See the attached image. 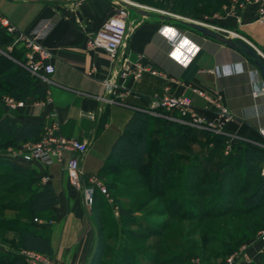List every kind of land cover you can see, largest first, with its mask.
Returning a JSON list of instances; mask_svg holds the SVG:
<instances>
[{"label": "crops", "instance_id": "0c3cea01", "mask_svg": "<svg viewBox=\"0 0 264 264\" xmlns=\"http://www.w3.org/2000/svg\"><path fill=\"white\" fill-rule=\"evenodd\" d=\"M118 2L0 0V9L20 29L41 34L40 41L53 52L50 62L55 67L51 84L29 71L34 84L41 85L45 95H31L12 111L2 103L5 113L18 123H42L43 128L52 118L58 120L62 134L90 144L81 162L85 174L101 176L125 124L134 111L145 112L149 108L152 96L165 91L189 96L198 115L212 116L205 101L192 91L198 88L221 94L234 116L226 125L234 143L242 142L261 152L258 129L264 127V97H254L252 92L262 86L263 80L252 62L236 49L170 20L145 16L146 11L134 6L130 7L134 23L127 41V56L132 61L139 59L163 75L144 72L139 80L131 76L124 78L106 50L87 47L89 37L101 27ZM261 8L264 9V2L259 0H228L219 9L211 10L207 26L242 39L264 56ZM15 48L22 52L23 60L9 51L10 57L23 62L24 51ZM38 98L45 99V105H35L33 100ZM193 149L200 150L198 145H193ZM21 165L36 170L41 183L53 185L60 197V204L53 209V224H40L50 231L53 258L59 264H89L96 248V231L90 222V210L81 192L71 186L66 169L60 165L44 167L40 162ZM0 250L8 252L9 247L3 245Z\"/></svg>", "mask_w": 264, "mask_h": 264}, {"label": "trees", "instance_id": "16d2710c", "mask_svg": "<svg viewBox=\"0 0 264 264\" xmlns=\"http://www.w3.org/2000/svg\"><path fill=\"white\" fill-rule=\"evenodd\" d=\"M180 1L184 9L197 5L202 10H217L228 0ZM169 22L191 29L174 19ZM10 42L12 37L0 30V48L6 50ZM15 49L10 54L23 60L22 52ZM3 94L24 100L31 95L43 96L45 90L34 84L25 67L0 51V98ZM43 129L42 123L21 124L3 113L0 145L18 146L28 139H39ZM193 145L200 150L194 151ZM224 148L222 136L217 138L208 131L134 111L101 171L107 178V187L114 192L118 216L105 195L97 191L89 215L96 231V248L89 264H174L171 248L179 251L180 258L186 252L193 257L200 247L196 243L189 245V241L200 227L182 234L170 224L173 220L194 221L198 226L219 220L245 224L259 213L256 224L263 229L264 151L248 148L242 142L234 143L227 154ZM118 189L133 192L127 196L117 194ZM129 194L138 199L144 195L138 208L151 206L144 216L123 206L122 201ZM59 204L60 197L53 185L41 183L36 170L0 159V210L17 214L14 218L0 217V248L9 247L8 252L0 250V264H28L18 254L21 249L53 258L50 231L41 228L35 218L54 219L53 209ZM208 234V230L202 233L203 253L208 252L210 242L218 243L214 238L217 234ZM242 243L225 244L224 257ZM105 258L110 261L104 263ZM260 263L264 264V255Z\"/></svg>", "mask_w": 264, "mask_h": 264}, {"label": "built area", "instance_id": "2783aa9c", "mask_svg": "<svg viewBox=\"0 0 264 264\" xmlns=\"http://www.w3.org/2000/svg\"><path fill=\"white\" fill-rule=\"evenodd\" d=\"M118 6L107 17L94 35L89 37L87 47L89 49L102 48L110 55L114 65L118 68L119 75L133 77L139 80L144 72L163 75L162 73L144 65L139 59L132 61L126 52L127 41L131 35L134 21L130 17V7L127 2L135 6L129 0H119ZM258 1V0H255ZM264 2V0H259ZM259 20H264V9L259 10ZM215 28V27H213ZM0 30L12 37V43L6 50L0 51L10 56L13 48H21L24 51L23 65L33 75L42 78L44 83L51 84L50 76L55 73V67L50 62L53 52L39 39L40 35L28 33L20 29L0 9ZM175 45L174 42L171 43ZM252 46V45H251ZM260 57L264 61V56ZM192 91L201 97L213 115L210 117L198 115L194 111L191 97L175 95L168 91L151 97L149 108L145 112L153 116H161L165 119L188 125L202 131H208L216 137H224V154L230 152L234 139L228 135L226 125L234 119L233 114L226 106L221 94L204 89L193 88ZM254 97H264V82L262 86L252 92ZM1 100L9 110H15L24 104L23 100L15 96L3 94ZM37 106L45 105L46 100L38 98L33 100ZM52 118V114L48 115ZM60 123L52 118L51 122L44 126L39 139H28L18 146L4 147L0 145V158L19 164H33L40 162L44 167L60 165L67 171L68 179L73 188L81 192L85 206L90 210L97 191L109 197L108 188L99 176H87L82 169L81 162L87 155L90 144L86 140L66 136L60 132ZM261 137L260 147L264 151V127L258 129ZM264 176V166L262 168ZM38 224H53L39 218H35ZM28 264H59L54 258L33 250L21 249L18 251ZM264 255V228L257 232L256 236L242 243L234 252L228 255L222 264H258Z\"/></svg>", "mask_w": 264, "mask_h": 264}, {"label": "rangeland", "instance_id": "374dc122", "mask_svg": "<svg viewBox=\"0 0 264 264\" xmlns=\"http://www.w3.org/2000/svg\"><path fill=\"white\" fill-rule=\"evenodd\" d=\"M130 2H133L135 7L137 9L142 10L143 12L146 11L148 15L145 16H150L153 19H162V18H168V19H162V20H171L174 19L175 21H185V20H195L198 22H202L206 25H209V15L212 12L211 9L208 10H202L197 8L198 6H189L187 8H181V1L180 0H129ZM144 8H142V7ZM226 34V33H225ZM1 99V98H0ZM0 116L5 113V107H3L4 103L0 102ZM3 103V105H2ZM8 113V111H6ZM10 112V111H9ZM238 143V142H237ZM2 159V158H0ZM181 164H184L185 162L181 161ZM105 186L107 187L105 180L107 178L103 177L102 175L99 176ZM108 188V187H107ZM117 194H126L129 192H133L131 190H123V189H118L116 190ZM126 192V193H125ZM108 193L109 197L105 196V200L110 204L112 207L113 212L118 216V206L115 202H113V196L114 192L108 188ZM128 196V195H127ZM185 200H187V195L185 196ZM144 199V195L142 196V199H138L137 197L131 196L129 194V197H125L123 199V206H125L128 209L134 210L135 214L137 216H144L146 212L149 210L151 207L150 205L142 206L138 208V204L141 202V200ZM189 200V199H188ZM91 210V209H90ZM137 210V211H135ZM7 217L10 218L12 216H17L16 213H10V212H4L0 210V217ZM259 213L256 215H252L249 219H247V222L244 224L242 221H237V220H219V221H214L213 223H207L205 222L198 226V223L194 221H183V222H177L175 220L171 221L170 224L173 225L176 229L178 228L179 230L182 231V234L187 232L188 230L195 228L199 229L197 230L196 234L190 238L189 245L190 243H196V245L199 244V249L193 254V257L190 256L189 252H186L184 257L180 258V253L174 248H171V256L173 257V260H175L174 264H222L224 261V245L227 244L228 242H245V241H250L252 240L258 231H260L261 226L258 225L257 227V218ZM43 221L50 222L53 219H45V218H39ZM249 220V221H248ZM251 220V221H250ZM156 222V221H155ZM153 222V223H155ZM205 224V225H204ZM253 224V225H252ZM223 225V226H222ZM249 228L248 226H251ZM135 228V227H134ZM246 228V230H245ZM208 230V232L213 236V234H217L214 238L218 241V243L215 242H210L208 245V252L203 253V238H202V233ZM193 232V231H192ZM213 233V234H212ZM174 236H177V233L174 234ZM210 237V236H209ZM187 240V239H186ZM176 241V240H175ZM3 241L0 238V243ZM176 244V243H175ZM110 246H113V242L110 243ZM223 246V247H222ZM110 253V252H109ZM108 253V254H109ZM192 255V254H191ZM109 257V256H107ZM206 260V261H205ZM109 258H105V262H109ZM202 261H205L206 263H202ZM258 264H261L260 262Z\"/></svg>", "mask_w": 264, "mask_h": 264}, {"label": "water", "instance_id": "95a60500", "mask_svg": "<svg viewBox=\"0 0 264 264\" xmlns=\"http://www.w3.org/2000/svg\"><path fill=\"white\" fill-rule=\"evenodd\" d=\"M126 4L131 8L134 7L128 2ZM144 14L148 15V13H144ZM162 19H168V18H162ZM180 22L188 26L189 28L199 32L203 36L214 39L242 53L257 68L264 82V62L261 59L260 54L257 52V50L254 47L244 42L242 39L232 38L216 30H213L202 22H198L195 20H185Z\"/></svg>", "mask_w": 264, "mask_h": 264}, {"label": "bare ground", "instance_id": "6f19581e", "mask_svg": "<svg viewBox=\"0 0 264 264\" xmlns=\"http://www.w3.org/2000/svg\"><path fill=\"white\" fill-rule=\"evenodd\" d=\"M140 7H142V6H140ZM142 8H144V7H142Z\"/></svg>", "mask_w": 264, "mask_h": 264}]
</instances>
